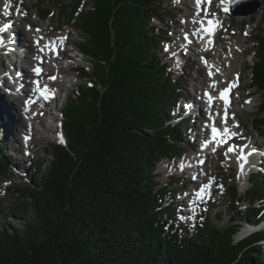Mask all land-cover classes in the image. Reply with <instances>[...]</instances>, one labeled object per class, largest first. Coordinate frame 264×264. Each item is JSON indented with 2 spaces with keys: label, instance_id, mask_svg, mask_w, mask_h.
Listing matches in <instances>:
<instances>
[{
  "label": "trees",
  "instance_id": "16d2710c",
  "mask_svg": "<svg viewBox=\"0 0 264 264\" xmlns=\"http://www.w3.org/2000/svg\"><path fill=\"white\" fill-rule=\"evenodd\" d=\"M162 1L36 3L47 21L60 6V16L82 34L79 48L93 70L78 68L87 81L66 100V143L50 144L47 161L12 189L14 204L0 208V264H264V231L236 238L245 222L261 219V174L251 176L244 195L228 183L234 214L225 225L206 214L196 230L175 219L173 185L157 181L156 164L183 154L192 125L171 121L190 76L185 67L174 77L160 55L173 30ZM253 46L250 86L262 97L253 123L264 135V19ZM8 168L0 147V170Z\"/></svg>",
  "mask_w": 264,
  "mask_h": 264
},
{
  "label": "rangeland",
  "instance_id": "374dc122",
  "mask_svg": "<svg viewBox=\"0 0 264 264\" xmlns=\"http://www.w3.org/2000/svg\"><path fill=\"white\" fill-rule=\"evenodd\" d=\"M4 2L6 4L7 0H0V13L5 17L4 22H9L10 19L15 20L13 27L16 30L21 31V29L25 27L30 30L31 34L34 33L37 37L39 33V31H37L39 28H36L37 26L43 27L50 25L45 33L46 35L44 34L46 36L45 38L58 40L61 37L67 38L70 36L74 39V42H72L73 44L66 45V47L68 49H79L80 41H82L83 38L82 34L76 30L73 23H67L60 16V6L56 8L52 6V9H55L54 15L49 17V21H47V19L42 21L39 17V13H37V11H39L36 7L38 0H16L12 13L10 14L9 11L7 15H5V6H2ZM162 2L163 5L168 6L173 13V21H170L171 24H169V27L173 30L171 33H168L169 39L161 44L160 55L163 60L169 64L170 69L174 72V77H179L183 74L185 67H187L190 76L186 84H184V97L180 100L174 113H172L171 121L176 123L180 121L178 117L191 116L190 123L192 125H190L188 131H185L187 138H185L184 142L183 156L175 160H161L156 164L155 174L158 182L161 184L171 183L174 187L173 190L175 194H170L169 198L170 201H172V199L175 200V219L178 223H184L187 227L196 230L200 222L203 223L206 220V214H209L210 216L208 219L213 221L216 225H225L234 214L232 209L229 208L228 183H233V181H235L238 184L239 193L244 195L249 183V172L246 171L244 173L243 171L241 173L237 170V161H243L237 158L239 155H237L236 152V154L229 156L224 155L223 151L215 154L213 150H210L211 155L207 157L196 150L195 147L196 145L198 146V144H196L195 141L199 144H203L204 141L203 139H201V141L196 140L198 136L196 133H201L205 136L208 135L210 131L207 126L210 125V119L208 112L209 106L205 102H200L199 99H195L197 98L195 95L203 98L202 90L209 89L214 91L218 98L221 89L225 88L232 81L239 80V77H241V88L235 92L236 101L232 105L230 109L231 113L229 114L232 125H237L239 123L238 119L242 121L243 127H240L236 133V144L239 148L241 141L244 139V141H247L245 142V147L253 143H255V148L264 147V135L259 132L253 123V119L259 114L258 108L259 105H261L262 97L260 93L256 91V88L250 86L251 67L255 61L253 52L254 35L258 32L260 26H262L264 6L254 15L235 16L231 12L226 15L221 13L220 5L216 4L207 11V13H212L211 17H207L205 14L201 13V9L199 10L193 5V0H189V2L188 0H184L183 5L180 4L178 0H163ZM22 4L26 5L29 9H24L21 6ZM182 7L185 8L186 11H180ZM197 12H199L200 15H196ZM26 16H28L29 20H24ZM194 20L196 23L193 22ZM209 20H214L218 23L217 32H214L209 38L214 42L213 44L208 43L209 39L205 34H197L198 32H196L197 27H204L205 23ZM34 21L39 24L31 26V23ZM153 21L162 26L168 25L165 21L157 18ZM3 27L5 28L4 25ZM5 29H8V27ZM185 37H187V39H185ZM63 41H65V39ZM61 43L63 44V42ZM33 44L35 45V42ZM166 48L167 51L165 50ZM5 53L6 52H2V54H0V77L4 78L8 75L9 70L12 68V71L16 65L10 61L12 58H6ZM16 56L17 53L14 54V57ZM32 59L33 60H31L29 64L24 62L25 65L28 64V66H26L31 72H33L35 66L41 62V59H37L36 56H33ZM86 59L87 58L84 57L83 60L80 61L77 56L76 58L74 57V59H65L63 63L84 66L90 72L93 70L92 64ZM205 59H207V65L204 63ZM16 63L21 65L20 57L16 60ZM210 68H214L215 74L217 72L219 77L218 75L216 77L213 75L210 76L208 73ZM217 69L219 71H217ZM68 79L69 81L64 85V90H67V94H65V96L63 94L62 98H60L56 104L53 106L51 105L54 111L53 115H55L56 119L46 117L48 119L47 123L50 124L52 130L45 133L41 132L42 134L38 133L40 138L38 137V140H35L37 142L34 144V148L32 147L33 149L26 144L28 140H31L28 134H23L18 138V140L23 139L22 145H19V143L15 142L17 141L15 139L9 140V143H7V141L5 142L6 139L3 140L0 131V147L10 165L8 169L0 170V208L14 204L18 195H13L12 189L26 183L27 179L29 180L32 178L35 171L38 169L40 161H47L49 157L47 149L50 144L59 143V138L55 131H61L62 129L64 132L63 117L60 112L63 111L66 100L71 93L76 91L79 84L87 81V78L83 77L78 72V68H75L69 73ZM214 82L216 83V87H212ZM10 86H7L10 93L3 91L2 88L0 91L6 93L11 100L16 101V96L13 97L16 89L10 90ZM13 86L14 85H12V87ZM196 88L198 91H196ZM33 91V94H35L36 89H33ZM193 100L198 103L189 108V110H192L189 111L188 107L186 108L185 105L191 103ZM25 104L27 110L30 111L32 108L31 105L26 102ZM20 109H22V107H20ZM213 109L216 112V117L218 113L221 115L219 118L223 117V111H219L217 105L213 107ZM178 114H180V116H178ZM235 115L239 118L236 119L237 116ZM27 116H29V114H25V112L22 115V117L26 119ZM174 117L176 118L173 119ZM40 126L42 125L37 122V127L41 128ZM196 126H201L202 130H198ZM26 132L29 131L26 130L25 133ZM28 148H30V150ZM252 148V146L248 147L247 151H250ZM255 155H251V165L253 164ZM204 161L206 162L205 166L203 164ZM184 164L185 168L183 167ZM262 166L258 168H260V174L262 178H264V167L262 168ZM246 168H248V166ZM230 177H232V180L229 179ZM206 184L208 188L202 193L203 199H197L195 193ZM191 201H195V203H191ZM248 205V202L242 201L240 204L241 210L244 211ZM219 210L225 211V217L222 220H218L216 214ZM263 210L264 209H262V211ZM9 220L17 225V227L23 226L22 220L14 218H9ZM263 221L260 222L258 226L256 225L257 227L255 228L258 229L263 227ZM241 236V232H239L236 238H241Z\"/></svg>",
  "mask_w": 264,
  "mask_h": 264
},
{
  "label": "bare ground",
  "instance_id": "6f19581e",
  "mask_svg": "<svg viewBox=\"0 0 264 264\" xmlns=\"http://www.w3.org/2000/svg\"><path fill=\"white\" fill-rule=\"evenodd\" d=\"M228 1H230V0H228ZM14 4H16V0H7V5L9 7L10 14L12 13V10L14 8L13 7ZM5 5H6L5 2L2 3V6H5ZM21 6L24 9H27V10L29 9L24 4H22ZM0 20H2V21H0V28L5 29L8 27V29H5L4 31H0V37H2V36L4 37L3 46L6 47L9 51L13 52V54L11 56L12 59L10 61L14 65L16 64L15 68L13 67L14 69L12 71H11V69H12L11 68L8 75L5 76V78L3 77L4 82H2L3 87H1V88L3 91L10 93L7 86H10V84H11L10 90L16 89V91H17V92L15 91L14 92L15 94H13V97L16 96L15 97L16 101L11 100L6 95V93L0 91V131H1V135H2L3 140L6 139L5 142L7 141V143H9L8 142L9 140L15 139V140H17L15 142L19 143V145H22L23 139L18 140V138L21 137L23 134H28L31 140L30 141L28 140L26 142V144L30 148H32L34 146V144L37 142L35 140H38V137H39L38 133L42 134L41 132L45 133V132H49L52 130V128L50 127V124L47 123L48 119L46 117H52L53 119H56V118H55V115H53L54 111L52 109V106L54 105V103H49V102L47 103V102H45V100L42 97L35 98V96L34 97L31 96L33 91L31 89L27 88V86H28L27 83H29L30 75L32 76V75H34V73L28 69V67L24 64V62L29 63V62H31V60H33L32 55H30V54H31V50L35 51V45L33 44L34 40L45 39V37H46L45 33L47 32V29L49 26L48 27L47 26H43V27L37 26V27H39V33H38V36L36 37L34 33H33L34 35L31 34L30 30L25 28V27H23L21 29V31L16 30L13 27V25L15 23L14 19H10L9 21H12V23L10 25H7L8 21L4 22L5 17L1 13H0ZM24 20H29L28 16L24 17ZM31 24H32L31 26H36L39 23L34 21ZM207 24H206V26H207ZM3 25L5 26V28L3 27ZM217 30L218 29H216L215 32H217ZM201 33L205 34V36H207L206 33H204L203 31L199 32V34H201ZM207 38L209 39L210 37L207 36ZM56 42L60 46L61 54L58 57H56L55 59L51 60V62H53V63H50V64L45 63V68H46L45 72L42 74V76H40L43 78V79H41V82H42L41 84L47 86L48 89H50V88L52 89L56 86L64 88V85L67 84V82L69 81V79H68L69 73L72 70H74V68L67 69L63 65V63L61 62V59L64 56L69 54V49L66 47V45H69L72 42H74V39H72L69 36L65 39V41H63V44L60 42L59 39L56 40ZM20 50H22V51H20ZM25 50H27V51H25ZM20 52L21 53H27L28 52L29 54H26V57L23 60V64L21 66H18L17 63H15V60H16V57L17 58L19 57ZM15 53H17L16 57H14ZM38 66H44L43 61L41 63H38V65L35 66V69ZM217 75L218 74L216 72V74H214L213 76L216 77ZM54 76H56V77L60 76L61 78L59 77L56 80L49 78V77H54ZM218 77H219V75H218ZM12 85H14V86L12 87ZM32 88H36V87H32ZM30 92H31V94H30ZM36 93H38L37 90H36ZM17 94H19V95H17ZM212 97H213V99L215 98L214 100H217L216 96L212 95ZM28 99L32 100V101H30V102H32V109L30 111L27 110V106L25 104L26 100H28ZM197 103L198 102L193 100L191 103H189V105L192 107L194 105H197ZM20 107H22V109H20ZM191 107H188V110ZM28 109H30V108H28ZM189 111H192V110H189ZM24 112H25V114H29V116H27V119L22 117ZM230 113H231V111H230ZM235 116H237V115H235ZM237 118H239V117L237 116L236 119ZM228 121H229L230 125L233 126L237 132L239 128H237L236 125H232V121H230V119H228ZM37 122H39V124L42 125V126H40L41 128L37 127ZM238 122L242 125V121L240 119H238ZM26 130L29 132L25 133ZM27 145H26V147H27ZM257 145L260 146L259 144H257ZM250 146H252L253 148L250 151H247L248 147H250ZM30 148H28V149L30 150ZM263 148L264 147H260V148L256 147L255 148V143H253V144H251L245 148L244 147L237 148L238 152L240 151L239 154L241 155V153H244V155L246 157V162L243 161L244 162L243 163L244 169L247 166L249 168H253V167L258 168V167H261L263 165L262 168L264 167V164H263L264 149ZM255 153H256V155H255ZM252 154L255 156H254L253 164L251 165L250 159H252L251 158Z\"/></svg>",
  "mask_w": 264,
  "mask_h": 264
},
{
  "label": "snow or ice",
  "instance_id": "6c2138e0",
  "mask_svg": "<svg viewBox=\"0 0 264 264\" xmlns=\"http://www.w3.org/2000/svg\"><path fill=\"white\" fill-rule=\"evenodd\" d=\"M202 2H203V0H196V6H197V8H200ZM225 11H227V9H225ZM7 14H9V7H8V5H7V3H6V5H5V15H7ZM196 15H200V13L197 12ZM193 22L196 23L195 20H194ZM201 23H203V22H201ZM214 25H215V22L209 20L207 26L201 28L200 31H203L204 33H206L207 36L211 37V36L214 34ZM4 30H5V29L0 28V31H4ZM37 31H39V29H37ZM59 39H60L61 42H63V40L66 39V38L61 37V38H59ZM185 39H187V37H185ZM39 43H40V42L37 41V44H38V45H39ZM208 43H209V44H213L214 42H213L211 39H209V40H208ZM53 45H54V42L49 41V43H48L47 46H48L49 48H52L53 51H55V48L53 47ZM165 50L167 51V48H166ZM205 50H207V49H205ZM41 51H43V49H41ZM37 59H39V57H37ZM202 59H204V58H202ZM204 63L207 65V60H206V59L204 60ZM34 70L37 72V74H39L40 71H41V69H39V68H36V69H34ZM217 71H219V70L217 69ZM212 74H213L212 72H209V75H210V76H211ZM49 78H50V79H53V80L56 79V77H49ZM232 86H234V85L230 84L228 87L224 88L223 90H220V93H219V94H220V98H221L222 100H224L225 105L228 104L227 93L231 90V87H232ZM212 87H216V83H215V82L213 83ZM37 91H39L40 95L43 96L45 99L50 98V96L53 94V93L50 92V90L47 88V86H44L43 89H40V88L38 87V88H37ZM205 95L208 96L209 103H211L212 100H213L212 95H211L210 93H205ZM185 107L187 108V107H191V106H190V105H185ZM224 122L227 123V112H226V111H225V119H224ZM236 127H239V125L237 124ZM211 133H212V140H213V141H217V138H218L219 136H221V135H229V134H231V133H230V130H229L228 128H223L222 130H218L217 127H215V126H213V127L211 128ZM219 142H221V143H227V141H219ZM61 143H63V139H62V138H61ZM205 146H207V144H206ZM213 151H215V148L213 149ZM227 151H228V152H233V151H235V149L232 148V147H229V148L227 149ZM237 158H238L240 161H245V160H246V157H245L244 155H239ZM243 166H244L243 163H241V165H240L241 173L243 172ZM207 188H208V185L206 184V185H204L201 189H199V190L195 193L196 198H197V199H203V195H202V193H204V192L207 190ZM191 203H195V201H191Z\"/></svg>",
  "mask_w": 264,
  "mask_h": 264
},
{
  "label": "water",
  "instance_id": "95a60500",
  "mask_svg": "<svg viewBox=\"0 0 264 264\" xmlns=\"http://www.w3.org/2000/svg\"><path fill=\"white\" fill-rule=\"evenodd\" d=\"M264 5V0H236L233 7V14L237 15H254Z\"/></svg>",
  "mask_w": 264,
  "mask_h": 264
}]
</instances>
